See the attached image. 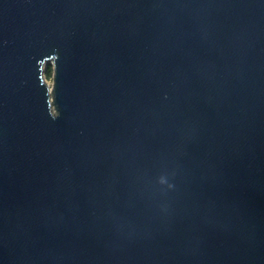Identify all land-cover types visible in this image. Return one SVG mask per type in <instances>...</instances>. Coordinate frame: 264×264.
<instances>
[{"label": "water", "instance_id": "water-1", "mask_svg": "<svg viewBox=\"0 0 264 264\" xmlns=\"http://www.w3.org/2000/svg\"><path fill=\"white\" fill-rule=\"evenodd\" d=\"M0 264H264V0H0Z\"/></svg>", "mask_w": 264, "mask_h": 264}, {"label": "trees", "instance_id": "trees-1", "mask_svg": "<svg viewBox=\"0 0 264 264\" xmlns=\"http://www.w3.org/2000/svg\"><path fill=\"white\" fill-rule=\"evenodd\" d=\"M45 78H51L52 76V69L51 66H48V68L44 72Z\"/></svg>", "mask_w": 264, "mask_h": 264}, {"label": "rangeland", "instance_id": "rangeland-1", "mask_svg": "<svg viewBox=\"0 0 264 264\" xmlns=\"http://www.w3.org/2000/svg\"><path fill=\"white\" fill-rule=\"evenodd\" d=\"M48 68V66L46 67V65L45 66H43V69H44V71H43V76H44V79H45V81L47 82V84L49 85V86H51V84H52V79L51 78H45V75H44V72H45V70Z\"/></svg>", "mask_w": 264, "mask_h": 264}]
</instances>
